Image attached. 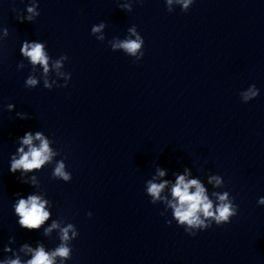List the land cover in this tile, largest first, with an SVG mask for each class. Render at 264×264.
<instances>
[{
  "label": "clouds",
  "instance_id": "clouds-1",
  "mask_svg": "<svg viewBox=\"0 0 264 264\" xmlns=\"http://www.w3.org/2000/svg\"><path fill=\"white\" fill-rule=\"evenodd\" d=\"M175 2L180 5L181 10L187 12L190 6L194 3V0H166L167 10L172 12L171 5ZM122 9L128 11L132 10L130 3L121 4ZM37 0H32L30 6H27L26 17H20L19 19L23 22L25 19L32 21L34 17L39 15ZM105 27V23L101 22L99 25H94L91 28V33H99ZM135 39H125L123 41H116L112 44V49H123L124 52L130 56L140 60L144 52L142 46L144 40L137 33L136 27L133 26L128 29ZM4 36H7L8 30L3 29ZM98 39L103 40L104 37L100 36ZM22 56L26 57L32 66L40 65L43 68L45 75L49 72V56L45 52L44 44L38 42L29 43L24 41L20 49ZM139 54V55H138ZM68 57L62 55L59 60H56L53 67L59 70L63 64L62 61H66ZM23 64H19L18 68H23ZM71 79V74L67 73L65 76L64 87L67 86V82ZM38 81L35 77L29 76L25 81V86L28 88H34ZM45 88L52 89V85L45 80ZM241 100L245 103L256 98L259 95V89L255 84L249 86L246 91L241 92ZM15 106L13 104L7 105V110L11 111ZM21 119H28L27 113H17ZM34 141H39V145L34 144ZM21 146L17 149L16 156H12L10 163V172L16 173L18 170L21 171V183H27L26 180L22 179L25 173L31 172L34 169H40L46 162H51L52 157L57 153H54L49 147V141L40 133L36 132L33 135L30 131L26 132L20 139ZM25 146L27 151H25ZM160 177L165 176V171L157 170ZM54 178H61L64 181H70L72 179L71 173L65 170V163L60 161L56 164L54 172ZM35 182V177H31ZM209 183H214L215 187H221L224 184L223 179L219 175L209 177ZM168 181L161 183H155L152 180L147 182V194L152 197L151 203H155L157 200H164L167 207L172 210V216L178 225L183 226L185 231L190 235H196L195 230H205L210 228L213 222L216 225H223L230 223L231 218L238 214V206L234 204L233 198L230 196L228 191L213 192L212 195L216 198V202L209 198L206 194V189L202 183L197 179H187V169H185L184 175H178L176 182L171 188V200H167V197H161V192L165 189ZM190 189H195L190 191ZM17 196H20L17 193ZM48 201L42 199L39 195H28L27 198H19L14 204L15 215L19 217L18 224L20 227L29 231L39 230L40 227L50 217V212L46 209ZM259 205H264V197L258 199ZM92 215L91 212L88 213ZM163 215V213H162ZM171 224V221H167ZM60 229V241L61 243L52 251H45L43 245H37L35 249L29 247L27 243L23 244L20 248L21 252L25 254H31V258L27 259L24 264H55L56 259L59 257L61 260H68L71 258L72 248L69 246L70 241L77 238L78 232L72 224H68L66 227L61 228L60 225L53 221L51 227L45 229V235L50 233L52 229ZM71 232V236L69 233ZM9 244L15 242V237H9ZM5 253H12L11 257H5L0 260V264H22L19 255L7 246L3 248Z\"/></svg>",
  "mask_w": 264,
  "mask_h": 264
}]
</instances>
